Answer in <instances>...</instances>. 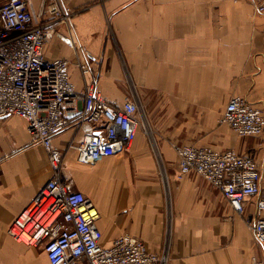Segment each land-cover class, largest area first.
<instances>
[{"label":"crops","instance_id":"1","mask_svg":"<svg viewBox=\"0 0 264 264\" xmlns=\"http://www.w3.org/2000/svg\"><path fill=\"white\" fill-rule=\"evenodd\" d=\"M29 1L37 24L53 22L57 0ZM60 1L73 17L71 27L56 29L74 47L55 37L45 55L71 62L78 95L94 89L118 107L136 100L151 126L146 103L166 117L167 130L150 138L141 127L127 150L94 165L80 163L75 148L96 133L92 124L74 121L54 139L72 188L100 212L102 244L129 233L153 254L168 247L169 264L264 259L247 223L254 200L238 214L200 175L180 177L174 149L195 144L252 155L262 174L258 199L264 198V134L239 137L222 122L236 96L264 113V14L256 12L257 0ZM53 175L26 121L0 118V264H50L42 247L17 242L8 231Z\"/></svg>","mask_w":264,"mask_h":264},{"label":"built area","instance_id":"2","mask_svg":"<svg viewBox=\"0 0 264 264\" xmlns=\"http://www.w3.org/2000/svg\"><path fill=\"white\" fill-rule=\"evenodd\" d=\"M57 1L48 10L54 16L50 24L35 22L29 0L0 2V118L24 119L32 143L46 149L54 172L8 232L17 242L42 247L50 264H169L168 247L161 254H153L129 233L104 246L97 227L99 210L66 178L63 152L54 139L74 121L96 129L75 147L78 161L87 165L123 153L141 127L146 133L148 130L138 101L126 99L118 107L94 89L80 96L71 79V62L46 57V47L55 37L74 47L73 38L56 29L58 23L71 27L73 12ZM255 10L264 14V0H257ZM222 122L239 137L264 134V113L240 96L227 103ZM174 149L180 177L200 175L238 214H244L246 201L254 200L256 211L247 223L257 243L264 246V198L258 199L262 174L255 157L207 146ZM251 264H264V259L253 257Z\"/></svg>","mask_w":264,"mask_h":264},{"label":"rangeland","instance_id":"3","mask_svg":"<svg viewBox=\"0 0 264 264\" xmlns=\"http://www.w3.org/2000/svg\"><path fill=\"white\" fill-rule=\"evenodd\" d=\"M145 110L147 112V114L149 113V115H151L152 121L150 125V122L148 119H146V124H147V135L150 138H154V136H157L158 132H161L163 130H167V125H166V117H165V113L162 111H159L156 109V111H154L153 109L151 110L150 107H148V103H146L145 105ZM148 110V111H147ZM209 131L211 130V128H208ZM187 145H195V144H187ZM196 146V145H195ZM66 175V172H65ZM66 178H68L66 176Z\"/></svg>","mask_w":264,"mask_h":264}]
</instances>
